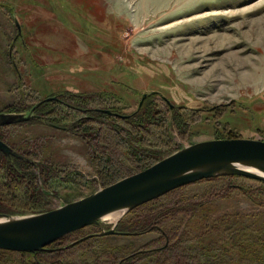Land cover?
Listing matches in <instances>:
<instances>
[{
    "label": "rangeland",
    "instance_id": "rangeland-1",
    "mask_svg": "<svg viewBox=\"0 0 264 264\" xmlns=\"http://www.w3.org/2000/svg\"><path fill=\"white\" fill-rule=\"evenodd\" d=\"M16 20L21 34L14 43ZM67 92L92 94L93 110L128 116L154 100L166 120L149 149L162 155L209 139L264 140V0H0V112L34 108L37 115L0 125V135L16 146L19 156L0 153L13 164H44L43 158L22 151V142L45 137L46 155L61 164L45 183L42 178H11L0 161V213L48 211L112 181L99 171L86 140L71 128L75 118L54 126L38 108L45 98L61 99ZM174 119L183 124L181 130L172 127ZM120 162L133 166L124 158ZM216 177L183 186L185 197L199 196L204 203L192 208L187 229L194 236L202 226L213 227L219 251H206L205 257L219 264H264V245L255 240L264 229V203L250 195L262 188L261 182ZM169 193L161 200L168 202ZM136 209L122 215L121 230L135 229L128 222ZM235 216L246 217V227L236 233L233 226L227 233L220 225L234 223ZM170 217L165 212L144 234L90 237L110 225L88 226L45 248L60 253L54 261L35 263L31 255L10 250L1 252L0 264L28 259L32 264H106L113 258L122 264H158L150 249L170 245ZM107 218L103 220L115 222ZM133 253L138 254L124 261Z\"/></svg>",
    "mask_w": 264,
    "mask_h": 264
},
{
    "label": "trees",
    "instance_id": "trees-1",
    "mask_svg": "<svg viewBox=\"0 0 264 264\" xmlns=\"http://www.w3.org/2000/svg\"><path fill=\"white\" fill-rule=\"evenodd\" d=\"M60 98L61 99L58 100L44 101L38 108H40V110L43 111L46 116L48 115V121L54 126L56 123L61 124V122H66L67 119L72 117L75 118L71 123V128H74V131L86 140L91 157L94 161H96L99 171L102 173L104 172L106 178L114 179H112V181L109 183H106V186L130 174L141 171L153 163L159 161L164 156L168 155V153L162 155L156 151V149H149L152 143L156 144L155 142L157 140H155L153 137H155L158 133L160 135L162 134L160 129H164L163 125L165 126L166 120L165 113H161V111H158L154 108V100L149 101V99L143 104L139 111L126 118H123L114 115L113 113L109 114L101 110L97 111L90 108L91 102L94 101V95L92 94L67 92L63 93ZM65 106L67 109L66 111H63L62 107ZM10 110H18V107H10ZM87 110L91 112L87 113ZM95 122L101 125L96 127L93 125ZM172 124V127L177 130H181V126L183 125L180 123V120L178 121V119H174ZM139 134L140 136L138 137ZM0 138L6 141L11 147L16 148V146H14L12 142L5 136L0 135ZM153 140H155V142ZM23 141L24 142H22V146L24 148L22 151L29 153L31 156H34L37 159L43 158L44 164H33L26 160H16L14 161L15 164H13L12 161L11 163L6 162L3 154L0 153L1 164L7 167V171L10 169L11 178L14 177L15 179H26V181L27 179H30L31 182H38V179L42 178V181L47 183V181L53 177L55 171H57V169L61 166V164L57 163L52 156L46 155L45 150L49 145L47 143V139H45V137H37L33 139L27 138ZM22 146H20V148ZM122 158H124L128 163L130 162L133 166L128 168L125 162H120V159ZM127 168L128 170L126 171ZM132 169L136 170L133 172H128ZM37 170L40 173V177L38 176L39 174L36 173ZM20 171H23V174L20 173ZM220 177L228 179L229 182H232L233 179L239 177L248 178L239 175ZM215 179H217V177L206 178L203 180ZM253 180L261 182L262 188L260 190L251 191L250 195H252L254 199H259L264 203V181L256 179ZM29 186L32 185L29 184ZM183 190L184 187L182 186L170 191L169 194L173 195L170 196L171 198L168 202L161 200L163 198L161 196L138 206L137 209L135 208L138 211L137 215L131 217L128 224H131L133 228H135L133 231L139 232L141 234L153 226V220L161 218L165 212L170 213V219L174 221L173 225H170L171 231L167 234L169 235L170 245L154 247L153 249H150L151 251L155 252L157 259H160L158 264H219L217 263L218 260L213 261L211 258L205 257L206 251L212 250L214 248L219 251L216 246V243H218L216 242L217 237L215 235L212 236V232L210 231V228L213 227L207 226L205 228L204 226L203 228L202 226V230H200V232L194 236H192L188 230V223L190 222V218L193 214L192 212L195 211L192 208H199L204 203L198 199L199 196L189 198L185 197ZM157 213L161 214L158 217H154V215ZM235 217L234 223L227 225L223 223L220 225L225 230H228L226 231L227 233H230L229 229L232 230L233 226L236 233H240L239 231L246 227V217H243L244 219L240 218V216ZM193 229L194 228H191V230ZM260 232H262V234H257V236H255V240L259 241V245H264V229L260 230ZM71 234L72 233L65 235L51 244L61 241L63 238ZM220 241L225 242V238H221ZM195 243L196 245H194ZM240 246L242 254L246 255V245L243 244ZM9 251L10 250L0 248V254L1 252ZM238 251L240 252L239 249ZM251 252L253 254H260V251H257L256 249H252ZM21 253L26 256L31 255L34 258L35 263H39V261H43L45 263L54 261L60 254L57 251H47L46 249L36 252ZM135 254L133 253L125 256L123 258L124 261H127ZM22 259L27 260L25 257ZM37 260L38 262H36ZM111 261L113 263L106 264H122L119 262V259L114 260L113 258ZM21 263L32 264V261H29L28 259V261H21Z\"/></svg>",
    "mask_w": 264,
    "mask_h": 264
},
{
    "label": "water",
    "instance_id": "water-1",
    "mask_svg": "<svg viewBox=\"0 0 264 264\" xmlns=\"http://www.w3.org/2000/svg\"><path fill=\"white\" fill-rule=\"evenodd\" d=\"M16 25L18 33L14 43L21 34L18 20ZM56 99L57 96H50L44 101ZM104 111L112 114L110 110ZM36 117L34 108L30 112H0V125ZM0 150L8 157L19 156L1 138ZM223 175H239L264 181V140L240 137L195 142L141 171L57 208L27 216L0 213V248L22 252L40 251L65 235L98 223L109 213L119 210L126 213L176 188ZM114 233L117 231L111 228L100 234Z\"/></svg>",
    "mask_w": 264,
    "mask_h": 264
},
{
    "label": "flooded vegetation",
    "instance_id": "flooded-vegetation-1",
    "mask_svg": "<svg viewBox=\"0 0 264 264\" xmlns=\"http://www.w3.org/2000/svg\"><path fill=\"white\" fill-rule=\"evenodd\" d=\"M121 221H122V219H119L117 222L115 221V222L109 223V222H106L105 220H103L101 218L98 223H94V224H91V225H88V226L100 225L101 226V229H103L106 226L108 227V225H110L109 226V229L115 228V230L117 231V233H114V234H104V235H131V234H139V232H135V231H128V230L127 231H124V230H121L122 229ZM88 226H85V227H83L81 229H84V228H86ZM81 229H79V230H81ZM109 229H107V230H109ZM145 231H147V230H145ZM144 233L145 232H142L141 234H144ZM89 235H90V237H92V236H100L102 234H100V232H95V233L89 234Z\"/></svg>",
    "mask_w": 264,
    "mask_h": 264
},
{
    "label": "bare ground",
    "instance_id": "bare-ground-1",
    "mask_svg": "<svg viewBox=\"0 0 264 264\" xmlns=\"http://www.w3.org/2000/svg\"><path fill=\"white\" fill-rule=\"evenodd\" d=\"M123 214H124V212L122 210H119V211L112 212V213H109V214L103 216L102 219L105 217L106 218L108 217L107 219H109L110 221H116L117 222L122 217Z\"/></svg>",
    "mask_w": 264,
    "mask_h": 264
}]
</instances>
